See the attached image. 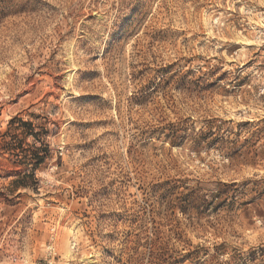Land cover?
I'll return each instance as SVG.
<instances>
[{
  "label": "rangeland",
  "instance_id": "374dc122",
  "mask_svg": "<svg viewBox=\"0 0 264 264\" xmlns=\"http://www.w3.org/2000/svg\"><path fill=\"white\" fill-rule=\"evenodd\" d=\"M0 264H264V0H0Z\"/></svg>",
  "mask_w": 264,
  "mask_h": 264
},
{
  "label": "trees",
  "instance_id": "16d2710c",
  "mask_svg": "<svg viewBox=\"0 0 264 264\" xmlns=\"http://www.w3.org/2000/svg\"><path fill=\"white\" fill-rule=\"evenodd\" d=\"M19 122H20L21 126H26L27 125V123H25V122H22V121H19Z\"/></svg>",
  "mask_w": 264,
  "mask_h": 264
}]
</instances>
